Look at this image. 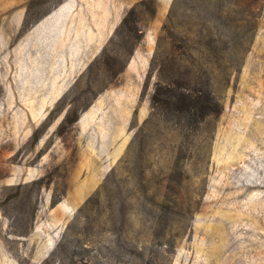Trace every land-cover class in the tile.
I'll list each match as a JSON object with an SVG mask.
<instances>
[{
  "label": "rangeland",
  "instance_id": "rangeland-1",
  "mask_svg": "<svg viewBox=\"0 0 264 264\" xmlns=\"http://www.w3.org/2000/svg\"><path fill=\"white\" fill-rule=\"evenodd\" d=\"M136 1L0 0V264H264V0L175 5L177 31L204 18L249 39L190 135L150 116L173 0H146L126 67L89 86Z\"/></svg>",
  "mask_w": 264,
  "mask_h": 264
},
{
  "label": "trees",
  "instance_id": "trees-1",
  "mask_svg": "<svg viewBox=\"0 0 264 264\" xmlns=\"http://www.w3.org/2000/svg\"><path fill=\"white\" fill-rule=\"evenodd\" d=\"M36 2L37 0H31L30 3L34 5ZM145 2L146 0H138L126 9L100 52L88 63L85 72L91 76L89 86L113 83L124 70L143 35L140 16ZM177 3L178 0L171 3L162 26V37L166 38L169 46L163 63L155 71L150 95V116L190 135L205 127L210 117L221 112L222 104L213 85L214 76H220L224 82L228 81L231 65L234 63V48L239 43L249 42V39L247 40L245 27L220 26L216 29L214 25H208L204 18L195 27L189 25L177 31L173 28ZM29 9L30 5L23 17L20 31L27 28ZM259 14L260 11L255 12L256 16ZM177 38L181 39L179 46L176 45ZM224 41L231 45L223 46ZM175 46L181 47L177 54ZM149 74L150 70L147 76ZM146 84L147 78L144 82ZM77 117V109L70 104L64 111L60 125L71 123Z\"/></svg>",
  "mask_w": 264,
  "mask_h": 264
}]
</instances>
